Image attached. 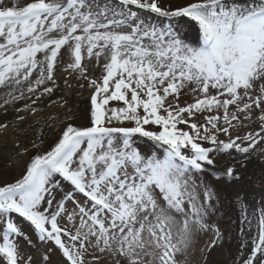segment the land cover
Segmentation results:
<instances>
[{"label": "snow or ice", "instance_id": "obj_1", "mask_svg": "<svg viewBox=\"0 0 264 264\" xmlns=\"http://www.w3.org/2000/svg\"><path fill=\"white\" fill-rule=\"evenodd\" d=\"M0 117L22 168L0 264H213L229 213L206 177L264 172V0H0ZM235 200L229 264H264V197Z\"/></svg>", "mask_w": 264, "mask_h": 264}, {"label": "bare ground", "instance_id": "obj_2", "mask_svg": "<svg viewBox=\"0 0 264 264\" xmlns=\"http://www.w3.org/2000/svg\"><path fill=\"white\" fill-rule=\"evenodd\" d=\"M110 3L116 4L112 0H109ZM165 4L171 3L173 6L179 5L185 2V0H164ZM138 14L142 17H147L150 22L156 24H163L167 26L169 23V18L161 17L156 18L157 16L144 12L143 10H137ZM166 18V19H164ZM180 31L185 35L187 39H194L196 36V30L194 27H189L187 23L181 22L178 26ZM85 95L87 93L85 92ZM183 99H188V97H184ZM73 102H79L82 106L87 103L86 100H83L79 97H73ZM25 103L24 101L20 102V106ZM55 111V108L52 109ZM11 113H9L8 118H11ZM0 119H4V117H0ZM13 134L11 132L5 134L4 136H0V183L5 180H14L19 177L22 168L19 165L11 164L10 167L5 166V160L9 152L12 150V140ZM26 159V158H25ZM228 163V161H221V165L224 166ZM222 170L218 169V171ZM206 179L209 183H212L214 187H216L221 193L222 207L223 209L229 213L228 216L223 217L220 220V224L222 227L228 226L230 229V242H226L224 248L216 249L211 257L213 264H229L231 258L237 254V249L242 240V236L240 233L241 228V215L238 204L236 203L235 198L240 195L247 201V203L255 207L257 203L264 197V172H262V166L259 161L253 160L249 163L248 169L245 172V178L237 183L233 182L232 184H228L223 180H219L220 184L218 185V180H216L209 174ZM216 182V184L214 183ZM256 221L253 219V229L252 234H255ZM244 231L247 232V224L243 225ZM35 239V237H34ZM31 251L37 258L39 259V252L34 249H28ZM59 260V255L54 254L53 262L55 264L56 261Z\"/></svg>", "mask_w": 264, "mask_h": 264}, {"label": "rangeland", "instance_id": "obj_3", "mask_svg": "<svg viewBox=\"0 0 264 264\" xmlns=\"http://www.w3.org/2000/svg\"><path fill=\"white\" fill-rule=\"evenodd\" d=\"M112 1L115 2V3H117V5L119 4V0H112ZM153 15L156 16V14H153ZM156 18H160V17L157 16ZM161 19H162V17H161ZM164 19H166V18H164ZM137 143H138L139 147L141 149L145 150V151L151 150L152 147H153L152 144H151V142L150 141H147L146 139L138 140ZM212 180H213V177H212ZM219 182L220 181H218V183H217L218 185L220 184ZM214 183L216 184V182H214Z\"/></svg>", "mask_w": 264, "mask_h": 264}]
</instances>
